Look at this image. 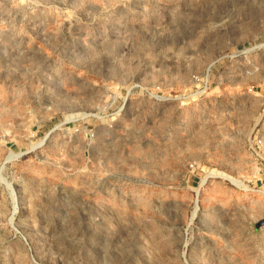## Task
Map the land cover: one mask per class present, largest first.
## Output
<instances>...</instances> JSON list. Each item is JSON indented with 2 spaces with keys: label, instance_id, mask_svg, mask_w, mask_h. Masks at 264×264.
<instances>
[{
  "label": "rangeland",
  "instance_id": "rangeland-1",
  "mask_svg": "<svg viewBox=\"0 0 264 264\" xmlns=\"http://www.w3.org/2000/svg\"><path fill=\"white\" fill-rule=\"evenodd\" d=\"M260 44L264 0H0V264H264Z\"/></svg>",
  "mask_w": 264,
  "mask_h": 264
},
{
  "label": "built area",
  "instance_id": "built-area-1",
  "mask_svg": "<svg viewBox=\"0 0 264 264\" xmlns=\"http://www.w3.org/2000/svg\"><path fill=\"white\" fill-rule=\"evenodd\" d=\"M163 6V9L168 12H179L183 4L192 0H159ZM262 142L260 141L259 144Z\"/></svg>",
  "mask_w": 264,
  "mask_h": 264
},
{
  "label": "bare ground",
  "instance_id": "bare-ground-1",
  "mask_svg": "<svg viewBox=\"0 0 264 264\" xmlns=\"http://www.w3.org/2000/svg\"><path fill=\"white\" fill-rule=\"evenodd\" d=\"M259 6V5H258ZM261 8V7H260ZM264 44H260L259 47H262ZM233 179V178H232Z\"/></svg>",
  "mask_w": 264,
  "mask_h": 264
}]
</instances>
